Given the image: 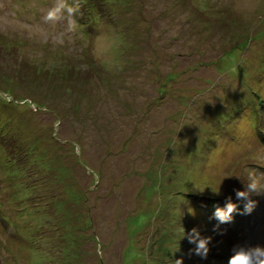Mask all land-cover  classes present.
I'll return each mask as SVG.
<instances>
[{
  "label": "rangeland",
  "instance_id": "obj_1",
  "mask_svg": "<svg viewBox=\"0 0 264 264\" xmlns=\"http://www.w3.org/2000/svg\"><path fill=\"white\" fill-rule=\"evenodd\" d=\"M68 3L47 21L57 0H0V264L264 247V193L250 214L236 195L264 188V0ZM182 227L212 238L206 259Z\"/></svg>",
  "mask_w": 264,
  "mask_h": 264
},
{
  "label": "clouds",
  "instance_id": "obj_2",
  "mask_svg": "<svg viewBox=\"0 0 264 264\" xmlns=\"http://www.w3.org/2000/svg\"><path fill=\"white\" fill-rule=\"evenodd\" d=\"M78 11V6H73L68 3V0H57V5L50 9L45 17L47 21H56L63 18L64 14L74 15ZM264 193V188L259 187L256 179L254 177H249V182L246 184V191L236 190V195L238 199H244L247 201L245 204V209L243 214H250L255 206L256 202L250 200L249 197L252 194L259 195ZM236 210V205L229 202L227 204V210H221L217 208L216 218L219 219L221 223H231L233 220L232 213ZM219 226L214 228V231H218ZM181 231L184 233V237L189 240V243L197 244V240L193 238L192 234L198 236L196 229L192 230V234H185V230L182 227ZM223 234V233H221ZM212 238H199V242L194 250L195 255L200 256L202 259H206L209 254V244ZM193 251V250H192ZM174 264H184L183 258L176 259ZM228 264H264V247L260 246H237L233 248V254L229 258Z\"/></svg>",
  "mask_w": 264,
  "mask_h": 264
},
{
  "label": "trees",
  "instance_id": "obj_3",
  "mask_svg": "<svg viewBox=\"0 0 264 264\" xmlns=\"http://www.w3.org/2000/svg\"><path fill=\"white\" fill-rule=\"evenodd\" d=\"M89 1H91V0H89ZM93 1V0H92ZM94 2H95V4L96 5H94V8L95 7H97L100 3H99V0H94ZM24 67H28V68H30V70H32V71H35V69H33V67H30V66H28L27 64H24ZM25 69V68H24ZM69 71V70H68ZM68 71H66V76H65V78L66 79H69L70 77H71V75L69 74V72ZM70 71H74V70H70ZM31 71H29V73H30ZM18 74H19V72H17V73H15L14 74V77H17L18 76ZM63 78V77H62ZM11 99V98H10ZM11 100H16V101H14V102H16V103H19V104H21L20 102H18L17 100L18 99H15V98H13L12 97V99ZM22 100V99H21ZM13 101H10V103H14ZM28 102H30V104H32V106H35V108L36 109H34L35 111H37V112H40V108L39 107H36V105H35V103L33 102V101H28ZM0 138H2V135L0 134ZM15 144H17V143H15ZM21 152H20V145H15V146H10V149H9V156H10V158L11 159H14L15 160V158H16V156H18L19 154H20ZM191 196V195H190ZM203 200L205 201V202H211V203H214V202H216V201H218V202H220V203H222V202H224V201H226L225 200V198L224 199H211V198H207V199H200V201L204 204V202H203ZM96 234V233H95ZM96 236V235H95Z\"/></svg>",
  "mask_w": 264,
  "mask_h": 264
}]
</instances>
